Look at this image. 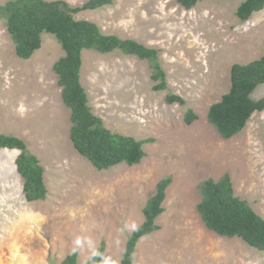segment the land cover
<instances>
[{
    "label": "rangeland",
    "instance_id": "rangeland-1",
    "mask_svg": "<svg viewBox=\"0 0 264 264\" xmlns=\"http://www.w3.org/2000/svg\"><path fill=\"white\" fill-rule=\"evenodd\" d=\"M241 1L202 0L185 9L176 0H116L74 14L103 33L157 49L166 74V89L154 91L146 60L82 51L80 80L93 113L112 132L153 138L140 163L106 170L70 141V111L52 69L64 55L56 38L43 33L41 47L19 58L0 19V133L25 141L44 167L48 190L44 200L27 201L15 166L19 151L0 149V264H59L74 250L77 264H88L102 240L101 264H120L129 235L143 221L142 208L167 176L160 228L139 239L132 264H264V252L210 231L196 209L198 184L228 173L235 194L264 217V109L229 139L206 116L229 89L231 65L263 53L264 8L241 22L235 14ZM167 94L185 104L167 103ZM263 96L264 83L252 93ZM188 108L197 115L190 125L183 120Z\"/></svg>",
    "mask_w": 264,
    "mask_h": 264
},
{
    "label": "trees",
    "instance_id": "trees-1",
    "mask_svg": "<svg viewBox=\"0 0 264 264\" xmlns=\"http://www.w3.org/2000/svg\"><path fill=\"white\" fill-rule=\"evenodd\" d=\"M116 0H86L81 5L71 6L65 0H6L0 4V19L14 43L15 54L29 59L41 47L42 34H52L64 55L52 66L61 88V99L69 108V138L74 149L86 158L97 170H106L118 164L132 166L145 156L143 145L153 138L136 139L112 132L101 117L93 113L88 96L81 84L80 70L82 51L95 50L102 54L120 51L146 60L151 68L154 91L166 89V74L162 69L158 50L115 34L103 33L99 25L86 19H76L74 14L84 10L100 9ZM202 0H176L185 9H191ZM264 8V0H242L235 14L241 22L253 12ZM264 83V49L262 55L246 64L234 63L230 67V86L220 100L212 103L207 111V121L224 139L240 133L254 112L264 109V96L252 97L256 87ZM169 104H185L175 94H167ZM197 119L188 108L184 114L185 124ZM14 149L16 170L22 178V189L29 202L44 200L48 190L44 180V167L32 154L21 138L0 133V149ZM170 176L160 179L155 191L142 208L143 221L129 235L120 264H132L133 253L139 239L160 228L156 219L164 212L163 201L170 185ZM201 195L196 205L197 212L207 229L215 234L237 237L252 248L264 252V217L254 211L250 204L237 196L228 173L219 179L207 178L198 184ZM105 242L100 241L88 264H101ZM78 251L68 254L59 264H77Z\"/></svg>",
    "mask_w": 264,
    "mask_h": 264
}]
</instances>
